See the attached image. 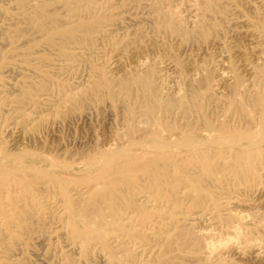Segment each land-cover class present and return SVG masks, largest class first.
<instances>
[{"label":"bare ground","instance_id":"obj_1","mask_svg":"<svg viewBox=\"0 0 264 264\" xmlns=\"http://www.w3.org/2000/svg\"><path fill=\"white\" fill-rule=\"evenodd\" d=\"M166 1H169V0H166ZM201 3L203 6L202 7L203 12L201 13L199 8L195 9L196 20H194V23H193V26H191L192 27L191 29L186 28L183 25V22L180 20V18H178L171 11L163 10L161 6L157 3L152 4V7H153L152 22L154 23V25L159 30L167 31V33H170L172 36L175 34L178 36L181 35L182 39L187 43H192V45L193 43L194 44L196 43L197 47H199L198 51L199 52L200 50L202 51V55L198 51H197L198 53L196 52L193 53V54L196 53L195 55L198 57L199 55L203 57L210 56L209 53L212 52L210 51L212 50V48L218 49L221 47L223 48L227 45V43L225 41H222L221 37L219 36V33L221 31L218 28V26L220 25L219 23H217L218 20L212 18L211 17L212 15L210 16L209 14V13H213L215 15H218V19H220L219 14L225 12L226 6L224 7L223 5L215 3L212 0H202ZM245 5L246 4H244V8H245ZM248 5H249V8L251 9L256 8L252 4H248ZM110 7H112L110 4L106 2L100 3L99 0H22L21 3H19V8L21 9L20 12L18 13V15L16 12L17 16H13V17L17 20L18 23H24L25 27L22 28V33L24 35L28 33L39 34L40 37H42V39L36 40V39H30L29 37L24 36V38L20 40L19 35H14V34L4 35V33H3L4 37L0 38V48H5L6 46L11 47L7 52H4L2 51V49H0V79L6 74H14L18 72H19L18 74H20L21 76L22 74L24 75L27 74V75L34 76L36 78L34 80L31 79L32 81L22 83L23 85L19 89V92H17L18 94L16 95V97H15V94L13 93L15 97V99L13 100L14 101L13 103H15L14 105L15 108L13 109L18 111V114H20L19 116H20V119L22 120V123L27 124L28 122H31V121L36 122L41 117V115L47 111L49 112L57 111V113H60V112L64 113L65 111L62 112L63 111L62 109L65 106H67L68 103L69 104L72 103L74 105L72 106L74 107V109L81 110L85 107L86 104H88L86 102L89 98L100 100L101 98L105 96L109 97L112 100L119 101L120 99L125 104L129 105L131 108V111L129 112L128 117L130 119L136 115L137 110H135V108H137L138 106L140 110V114L145 116L146 119L152 120L153 125L150 126V128L148 129H140L136 125L130 124L127 127V133H125L127 134L126 138L123 137L124 138L123 142H125L124 146L122 147L119 146L121 144L120 143L118 147L115 149H113L111 145H109L107 149L105 148V151L109 150V153L107 154L109 155V158H111L110 152L113 154L116 153L117 155L119 154L118 152H120L122 149L129 148L127 146H130V148L131 146L134 147L136 151H138V149L139 150L147 149L148 151L147 150L146 151L149 152V154H151V159L148 161L145 167V176L142 177L141 181L143 182V184L146 185V188L149 190L150 193L137 197V193H135V190H132L133 189L132 185L134 184V181H132V179H130L128 175H125V174L120 175L118 172L112 171V173L109 172L110 174L107 176H104V175L93 176L96 178H93L92 181L97 182V183L89 184V186L86 187L87 188L86 190L81 189L76 199L72 200L70 204L67 205L68 212L65 211L68 213L67 220H69V222L65 221L66 226L63 225V227L68 228V231L71 234L69 238L71 243H73L74 245H77L78 248L81 249L86 255H89L91 250L94 247L96 248L95 246L96 243L106 242V245L111 250L109 252L113 253V255L111 256L110 264H123V263L129 264V262H137L140 259H142V256H144V254L146 253L151 254L153 251H155L154 248H160L161 251L159 252V255L161 257L167 258L170 261H173L175 264H184L185 257L182 256L181 254L182 252H187V251L191 252L192 258L198 264H211V261L223 249L230 246V247H234L233 250L235 251V249H240L241 244L251 247L252 251L251 252L249 251L250 252L249 255L257 256L258 253H257L256 248L261 247L262 240L261 239L258 240V238L255 239L252 236V231L246 230V226L250 224H254L250 219L252 218L254 219L255 215L253 214V216H250L249 218V214L245 213L246 211H249L248 209L252 211L253 210L251 209L252 207L251 208L249 207L247 210L245 209L246 211L244 210V212L240 211L241 209L238 211L237 208L233 210L232 207H230L228 209L230 210L229 215L227 217L220 216L219 221L217 222L214 221L215 217L210 218L211 214L209 215V218H207V216H205V211L203 209L202 211H198V212L194 211L193 214H196L195 219H198L201 222L203 221L205 222V224L208 223V225H210L208 227H211L212 225L220 224L221 226H224L227 229H229L228 232L230 235L236 237V240L235 238L233 240L232 236L227 235L231 237V238L228 237L229 240L228 238L225 237V239L228 241L225 240L226 242H222V241L219 242L218 240L221 239L220 238L221 236L219 237L217 233V237H218L217 241L219 243L216 240L215 242H213L216 236L217 229L216 231H214L215 229L205 230L206 227L203 225L204 230L200 229L198 231V230H194L193 228L181 225L180 223H177V222L167 223L163 219H158L154 217L159 216V213H157V211L168 210L167 208L170 207L169 205L170 201L174 204V206L178 207L182 203H184L186 198H189L190 200H192L193 206L206 207L205 201L209 199L208 197L209 192L207 191V189H205L203 180H205L208 176L210 179L209 181H211L212 183L218 182L220 178L219 174L227 173V171L232 172L235 179H237L238 183L245 184L250 190L258 192L257 195L259 194L258 197L260 199L258 204H259V207L263 209V212H261V215H264V188L258 187L259 184L261 183L260 179L263 176V174L260 172V169H261V166L264 165V46L261 49L258 48L259 45H262L264 43V18H260L259 22H257V26L260 29L257 32L256 30H254V24L251 22V20H246L245 22L240 21L243 24L242 26L245 27V29L242 30V32L238 31L240 34L237 33V35H240L241 38H244V39L246 38L245 42H247L248 40L249 43L248 45L244 43H240L238 46L232 45L233 46L232 48H234L233 50H235V55L238 57V60L242 62L241 66L243 67L244 73H246L247 78H245L243 72L239 70L241 66L240 68H237L238 67L237 65L235 69H232V71H230L232 73L230 75L229 74L227 75L226 73H228L227 71L229 69L225 73L224 70H222L223 67L221 68L219 65L218 66L220 68H217L214 64L213 65L210 64L211 66L209 65V67H207L206 66L207 62L205 61L207 58L206 59L204 58V61L206 62L205 66H202L201 61H200L199 65L202 66V68L200 67L201 69L196 68V66L199 67V65H196L194 68H192L189 66L190 64L189 63L187 65L190 68L186 69L187 73L186 72L184 73V69L182 70V68L179 66V63L177 62V61L180 62V60L177 59L176 61V58L180 57V56L177 57L178 54L180 55L179 53L180 50L178 51V49L176 48L177 49V50L175 49L176 51H171L170 49L172 48L169 47V49H165L166 51H164V53L167 52L166 54L167 56L165 55L166 58L163 57L165 59L163 60L165 64L164 66L166 67L172 66L175 69H178V73H181L182 75L187 74V87L185 89H186V92H188V94L184 96L183 95L178 96V97L173 95L174 93L164 94L163 86L159 82V79L163 78L162 72L165 68L161 65V63L163 62H160L159 64L157 60L151 59L150 57L153 54H151L150 57L147 56L148 51L150 50V47H145V46L138 47L140 46V41H139V44L137 45V47H131L130 43L131 44L133 43L127 42L125 44L123 43L124 45L119 46L115 49L116 54H115L114 60L112 59L113 60L112 68L116 72L113 74H109L110 72L108 70L102 69L101 66H100L101 68L97 67L95 68V70L93 71L91 70L92 73L90 75L88 74L89 75L88 81L86 80L88 82L87 85L82 86L81 84L78 87H76V90L70 89L69 88L70 86L67 88V85L63 83L56 82V80L54 79L55 77L58 78L60 76L67 75L71 70H73L75 66H77V64H79L84 59H86V57H89L90 59L91 57H96L97 55H100V48H101L100 43L115 44L117 42V40L115 39V35H114L115 30L112 26H116L118 23L116 22V20H114L113 14L107 11V9H109ZM256 13L258 14V11ZM255 16L257 15L255 14ZM2 17L4 18V16ZM191 22H190V25L192 24ZM188 23H189V20H188ZM3 31H5V29ZM234 36L236 35L234 34ZM236 38L237 40H242V39H238L240 37H236ZM135 39H138V38H135ZM155 40L156 39H154V41ZM160 42L161 40L159 41V43ZM233 42L235 43V41ZM155 43L153 44V46L156 49ZM237 43H239V41ZM163 44L166 45L164 42ZM163 44L161 43L162 47H164ZM142 45H143V42H142ZM189 46H191V44H189ZM186 47L188 46H186V43H185V48ZM19 50H21V52H19ZM215 50L214 52H217V51L220 52V50H217V51ZM184 51H183V54L185 53ZM188 52L191 54V51L188 50ZM155 53H156V50H155ZM102 54H103V51H102ZM211 54L213 55V53ZM248 54L253 59L251 63H249L247 60L248 58H246ZM20 55L25 56V57L19 58ZM215 55H217V53ZM191 58L192 57L189 56L187 59L186 58L185 59L191 60ZM219 58H221V55ZM224 58H226L227 60V57H224ZM229 58L230 57H228V63H229V60L231 59ZM126 59L127 60L130 59L131 61H133L134 65L131 70L128 71V69H126L128 72H125L124 74L120 75L119 73L121 71L123 72L125 71L124 69L126 67L125 65ZM209 59L210 58H208V60ZM211 59H214V57H212ZM226 60L224 61L226 62ZM131 61H130V64H131ZM202 61H203V58H202ZM197 62L198 61L194 63H197ZM90 63H93V62L91 61ZM233 65L231 67H233ZM168 69L166 68V70ZM224 69H226V67ZM173 70H172V74L174 73ZM180 86L178 88V92L181 91L182 86L181 87ZM168 88L170 87H167V89ZM183 90H184V85H183ZM3 92L5 91L3 90ZM6 93L11 94L8 92ZM224 95L231 96L230 97L231 108L225 111H222V110L219 111L218 109H212L209 103L204 102L205 100L212 102L213 99L218 98L219 96H224ZM2 99L4 98H1V100ZM7 101H10V100H7ZM5 105H7V103ZM88 105H86V107ZM28 109H32V111L30 112L29 110L28 112ZM67 111L69 110L67 109ZM44 114H47V113H44ZM52 116L53 115H51V117ZM12 120H14V118ZM10 122H11V119H10ZM45 122L46 121H44V123ZM7 124H10L9 120ZM52 124H49V125L47 124L46 130L48 132L52 130V126H51ZM18 125H20V123H18ZM15 129H17V127ZM8 130L1 129L0 127V222L6 224L8 229L11 231L12 227L16 223L15 221L16 218H19V219L24 218L27 220V218L34 215L35 210H30L31 208L28 209L27 205H35L39 203L38 201L40 198L39 197L40 193L46 192L50 189L52 183L54 182V178L52 177L53 176L52 172H50L54 164L52 163L53 159L51 163L49 164L50 160H48L46 156L42 155L40 151H39L40 153L36 150L34 151L32 147H31L32 149L31 151L29 149L27 150L26 144L24 145V141L21 140L20 138L19 139H12V138L9 139V136L12 134L7 135V133H9ZM121 137H122V134H121ZM28 138L29 136L26 139ZM34 138H35L36 144L37 143L40 144L41 138L38 135L35 136ZM34 138H32V140ZM48 139H50V136ZM64 140H63V144H64ZM108 140H105L107 145L109 144ZM55 141L57 142V139ZM9 142H10V145H8ZM49 142L50 141L48 140V144ZM66 144L67 143H65L62 146H65ZM31 145H33V142ZM44 145L47 147V142ZM44 145L43 146L41 145L42 148L44 147ZM115 145L114 147L117 146ZM37 149H38V146H37ZM64 149L63 151H65ZM74 151L75 150L71 152H74ZM75 152L77 153V150ZM79 152H82V151L80 150ZM64 153H66V151ZM127 153L124 152V154H127ZM46 154H49V153H46ZM68 155L69 154H67V156ZM128 155H130V153ZM102 157L100 156V158L104 159V156ZM101 161L104 162L103 160ZM101 161L97 163L100 166L102 163ZM47 162L50 167L45 166ZM56 164L58 167V165H60L61 163L58 164L56 162ZM70 165L73 166L74 164H70ZM72 166H70V168ZM57 167L55 166L53 168H57ZM60 167L64 168V165L63 166L60 165ZM91 167H93V165H91ZM95 167L97 168V165ZM65 168L67 167L65 166ZM76 168H78L77 170H80L79 166ZM86 169L87 168L85 167V170L84 168L81 170L86 171ZM53 171H55V169H53ZM68 171L69 170H67V174H68ZM76 173L74 172V174ZM46 177L47 179H45ZM101 181H105L106 183V188L102 190L98 189V186L101 183ZM190 185H193V186L195 185V187H197L198 189V190L196 189L197 192L188 193L184 195L185 189L188 188V186ZM64 189L67 190L68 188L66 187ZM62 190L63 188L61 189V191ZM74 190H77V188ZM67 195L69 196V194ZM57 199H58V196H57ZM233 204H236V203L234 202ZM230 206H231V202H230ZM244 206H240L239 208L241 207L245 208L246 206L245 207ZM153 209H157V210L154 211ZM14 211L19 212L18 214L19 217L14 216L13 214ZM133 213L139 214L138 220L140 221V223H142L140 224V227H139V224L137 225L136 222L134 223L135 219L133 220V217H134ZM257 214L258 212L256 213V215ZM163 217H165V215H163ZM38 218H41V217H38ZM257 218H259V221H260V215H258ZM236 220H237V224H235ZM147 222H148V225H146ZM30 226L28 227L25 226V227L26 229H28ZM32 228L34 227L32 226ZM29 229H31V227ZM223 230L225 231V229ZM263 230L261 229V231ZM49 231L51 230L49 229ZM34 237H35V234H34ZM209 238H213L212 239L213 241L211 239H210L211 241H207V239L209 240ZM237 240L240 242H238ZM111 242H115L117 244L114 245ZM237 243L240 245L236 246ZM137 245L139 246L140 250L139 249L137 250L138 248L136 247ZM116 247H119L120 250L116 251L115 249ZM1 248L3 250L0 251V264H22L17 257L19 254H23V250L20 248L17 249L16 247H15L16 249H14V244H12L9 241H6L5 237H3L0 233V249ZM59 250H61V248ZM175 250L178 251L179 253L170 254L171 252ZM225 252L226 250L224 251V253ZM114 254L121 255V258L116 257V255ZM239 254L243 256L242 258H244V255L247 256V254L243 253V251L240 252ZM259 254H261V252ZM64 258H65V264H76L75 260L71 256L65 255ZM262 262L263 261H261V264ZM80 263H82L81 259H80ZM32 264H43V263L37 260ZM151 264H154V263H151Z\"/></svg>","mask_w":264,"mask_h":264},{"label":"rangeland","instance_id":"obj_2","mask_svg":"<svg viewBox=\"0 0 264 264\" xmlns=\"http://www.w3.org/2000/svg\"><path fill=\"white\" fill-rule=\"evenodd\" d=\"M19 1V2H18ZM22 0H0V38L4 37V35L7 34H14V35H19L20 36V40H22L25 37H29L30 39H36V40H41L42 37H40L39 34H23L22 33V28L25 27L24 23H18L17 20L13 17V16H17L18 13L20 12V8H19V3H21ZM139 1V2H137ZM198 1V2H197ZM215 3L221 4L225 7V12L219 14L220 19H218V15H215L213 13H209L210 16L216 20H218L217 23H219L220 25L218 26V28L220 29V33L219 36L221 37L222 41H225L227 43V45L225 47H221V48H212L211 53H213V55L211 53H209L210 56H201L202 55V51L200 50V52L198 51L199 47H197V44L193 43H187L182 39L181 35H171L170 33H167V31H163V30H159L154 23L152 22V18H153V7L152 4H159L161 6V8L163 10L166 11H171L172 13H174L178 18H180V20L183 22V25L186 28L191 29L194 23V20H196L195 17V9L199 8V10L201 11V13L203 12L202 9V0H99L100 3H108L110 4L112 7H110L109 9H107V11L111 14H113V18L114 20H116V22L118 23L116 26H112L114 28V35H115V39L117 40V42L115 44H111V43H100V55H97L96 57H91L89 59V57H86V59H84L82 62H80L79 64H77V66H75L73 68V70H71L67 75H63L60 77H55L54 79L56 80V82H60L63 83L65 85H67V88L69 87L72 90H76V87H78L79 85L82 84V86L87 85V81L89 78V75L92 73L93 70H95V68L97 67H102V69L104 70H108L110 73L109 74H113L116 71L113 70L112 66H113V60L115 58V54H116V48L119 46L124 45L127 42H132L133 44L130 43L131 47H137V45L139 44L140 41V46H145V47H150V50L148 51L147 56L150 57L151 54H153V58L152 56L150 57L153 60H157V62H163V60H165L164 58H166V54L167 52L164 53V51H166L165 49H169L170 48H174L173 50L170 49L171 51H176L178 49L180 55L178 54V56H180L179 58H176L180 60L177 61L179 63V66L182 68V70L184 69V73L187 71L186 69H189L190 67L194 68L196 65L200 64L201 61V65L205 66L206 62V66L209 67V65H215L217 68H222V70H224V72L226 73V71L228 73H226L227 75L231 74L232 69H235V67L240 68V66L242 65V62H240L238 60V57L235 55V50H233L234 48H232L234 46H238L240 43H244L248 45V40L246 41V38H241L239 32H242V30L245 29V27H243L241 22H245L246 20H251V22L254 24V30L259 31L260 29L257 26V22H259L260 18H264V0H212ZM226 1V2H224ZM241 1V2H239ZM249 1V2H248ZM259 1V2H257ZM3 2V3H2ZM8 2V3H7ZM5 3V4H4ZM259 3V4H258ZM148 4V5H147ZM244 4H246L249 8L248 4H252L253 6H255V9H251V8H247V6L245 5L244 8ZM136 5V6H135ZM145 5V6H144ZM199 5V6H198ZM258 5V7H257ZM263 7H262V6ZM7 6V7H5ZM16 6V7H14ZM147 6V7H146ZM3 7V8H2ZM7 8V9H6ZM16 8V9H15ZM137 8V9H136ZM247 8V9H246ZM142 9V10H141ZM144 9V10H143ZM231 9V10H230ZM3 10V12H2ZM6 10V11H5ZM123 10V11H122ZM136 10V11H135ZM146 10V11H145ZM148 10V11H147ZM152 10V11H150ZM252 10V11H251ZM135 11V12H134ZM239 11V12H238ZM254 11V13H253ZM258 11V14L256 13ZM2 12V13H1ZM5 12V13H4ZM13 12V13H12ZM17 12V15H16ZM140 12V13H139ZM145 12V13H144ZM234 13V14H233ZM237 13V14H235ZM263 13V14H261ZM3 14V15H2ZM249 14V15H248ZM255 14L257 16H255ZM192 15V16H191ZM214 15V16H213ZM254 15V16H253ZM4 16V18L2 17ZM194 16V17H193ZM189 17V18H188ZM225 17V18H223ZM247 17V18H246ZM133 18V19H132ZM151 18V19H150ZM236 18V19H235ZM254 18V19H253ZM2 19V20H1ZM9 19V20H7ZM256 19V20H255ZM15 20V21H14ZM125 20V21H124ZM150 20V21H148ZM189 20V23H188ZM6 21V22H5ZM192 21V22H191ZM241 21V22H240ZM15 22V24H14ZM129 22V23H128ZM190 22L192 23L190 25ZM133 23V24H132ZM233 25H232V24ZM237 23V24H236ZM125 24V25H124ZM135 24V25H134ZM188 24V25H187ZM241 24V25H239ZM256 24V26H255ZM19 26V27H18ZM122 26V27H121ZM190 26V27H189ZM231 26V27H230ZM240 26V27H239ZM110 27V26H108ZM243 27V28H242ZM2 28V29H1ZM116 28V29H115ZM131 28V29H130ZM240 28V29H239ZM5 29V31H3ZM12 29V30H11ZM233 29V30H232ZM9 30V31H8ZM15 30V31H14ZM117 30V31H116ZM139 30V32H138ZM230 30V31H229ZM232 30V31H231ZM237 32H236V31ZM2 31V32H1ZM18 31V33H17ZM145 31V32H144ZM239 31V32H238ZM8 32V33H7ZM125 32V33H124ZM142 32V33H140ZM144 32V34H143ZM234 32V33H233ZM4 33V35H3ZM22 33V34H21ZM132 33V34H131ZM146 33V34H145ZM223 33V34H222ZM232 33V34H231ZM222 34V35H221ZM234 34L236 36H234ZM142 35V36H141ZM225 35V36H224ZM23 36V37H22ZM141 36V37H140ZM234 36V38H233ZM230 37V38H229ZM236 37H240L238 39H242V40H237ZM134 38V39H133ZM138 38V39H135ZM151 40H150V39ZM156 39L154 41V39ZM149 39V40H148ZM236 39V40H235ZM135 42H133V41ZM144 40V41H143ZM147 42H146V41ZM161 40V42L159 43V41ZM166 42H165V41ZM228 40V41H227ZM184 41V42H183ZM235 41V43L233 42ZM239 41V43H237ZM242 41V42H241ZM143 42V45H142ZM149 42V43H148ZM156 42V43H155ZM163 42L166 44L164 45ZM233 44H231V43ZM124 43V44H123ZM146 43V44H145ZM155 43L156 49L154 48L153 44ZM159 43V44H157ZM161 43L163 44L164 47H162ZM169 43V44H168ZM185 43H186V47L185 48ZM104 44V45H103ZM136 44V45H135ZM173 44V45H171ZM189 44H191V46H189ZM230 46H229V45ZM237 44V45H235ZM133 45V46H132ZM149 45V46H148ZM151 45V46H150ZM195 45V46H194ZM105 46V47H104ZM174 46V47H173ZM262 46V47H261ZM264 43L262 45H259V49L263 48ZM111 47V48H110ZM113 47V48H112ZM154 49H153V48ZM159 47V49H158ZM162 47V48H161ZM167 47V48H165ZM191 47V48H190ZM195 47V48H194ZM11 47L6 46L5 48H0L2 49V51L7 52ZM164 48V49H163ZM177 48V49H176ZM180 48V49H179ZM189 48V49H187ZM227 48V50H226ZM105 49V50H104ZM176 49V50H175ZM187 51H186V50ZM197 49V50H195ZM216 49V50H215ZM103 54H102V51ZM113 50V51H112ZM153 50V51H152ZM156 50V53H155ZM158 50V51H157ZM182 50V51H181ZM185 50V51H184ZM191 51V54L188 52ZM217 50V52H214ZM224 50V51H223ZM163 51V52H162ZM183 51L186 53L183 54ZM201 53V55L196 56V53ZM226 51V52H225ZM228 51V53H227ZM19 52H21V50H19ZM152 52V53H151ZM194 52H196L195 54H193ZM219 52V53H218ZM225 52V53H222ZM234 54H233V53ZM163 53V54H162ZM217 53V55H215ZM102 54V55H101ZM107 54V55H106ZM155 54V55H154ZM183 54V55H182ZM225 54V56H224ZM231 54V55H230ZM233 54V55H232ZM166 55V56H165ZM188 55V56H187ZM212 55V56H211ZM221 55V58H219ZM223 55V56H222ZM229 55V56H228ZM235 55V56H234ZM105 56V57H104ZM187 59L189 56H191L193 58H191V60H186L184 57ZM25 56L20 55L19 58H23ZM101 59H99V58ZM104 57V59H103ZM164 57V58H163ZM212 57H214V59L218 62H216L214 59H211ZM227 57V60L226 58ZM228 57H230L229 59V63H228ZM94 58V59H92ZM155 58V59H154ZM184 58V59H183ZM203 58V61H202ZM204 58L206 59L204 61ZM208 58H210L208 60ZM233 58V59H232ZM248 58V62L251 63L252 62V58L251 56L248 54L247 57ZM88 59V60H87ZM113 59V60H112ZM160 59V60H158ZM201 59V60H199ZM102 60V61H101ZM108 60V62H107ZM112 60V61H111ZM183 60V61H182ZM214 60V61H213ZM221 60V61H220ZM226 60V62L224 61ZM232 60V61H231ZM238 60V62H237ZM93 63H90V62ZM130 59H126V67H125V71H121L119 74H124L125 72H128L129 70L132 69L134 63L133 61H131L130 64ZM188 61V62H186ZM198 61L197 63H194ZM211 61V62H210ZM225 63H224V62ZM89 62V64H88ZM99 62V64H98ZM193 62V64H192ZM220 62V63H219ZM223 62V63H222ZM236 62V64H235ZM255 62V61H254ZM86 65H84V64ZM128 63V64H127ZM190 63V64H189ZM209 63V64H208ZM235 65H233V64ZM96 64V65H95ZM111 64V65H110ZM189 64V66L187 65ZM80 65V66H79ZM161 65L164 68L162 75L163 78L159 79V82L162 84L163 86V91L164 94H173L175 96H184L187 95L188 92H186V87H187V74L186 75H182L181 73H178V69H175L174 67H166L164 66V62L161 63ZM193 65V66H192ZM199 65L196 66V68L201 69L202 66ZM210 65V66H211ZM220 67H219V66ZM222 65V66H221ZM225 65V66H223ZM230 67H229V66ZM233 65V67H231ZM186 66V67H185ZM228 66V67H227ZM251 66V65H250ZM86 67V68H85ZM94 67V68H93ZM100 67V68H101ZM104 67V68H103ZM201 67V68H200ZM226 67V69H224ZM91 68V69H90ZM166 68H170V69H174V73L172 74V70L168 69L166 70ZM231 68V69H230ZM89 71H88V70ZM128 69V71L126 70ZM92 70V71H91ZM241 72H243L244 77L247 78L246 73H244V69L241 66V68L239 69ZM83 71V72H82ZM168 73H166V72ZM177 71V72H176ZM82 72V73H81ZM112 72V73H111ZM19 73V72H18ZM18 73H14V74H6L5 76H3L0 79V124H1V129H9L10 127V131L8 130L9 133H7V135L9 136V139H21L24 141V145L26 144V148L27 150L29 149L30 151L33 149L34 151H40L42 155L46 156L48 158L49 164L51 163L52 159V163L54 164L53 167H57V164H60L61 166L64 165L67 168H63L60 167V165H58L57 168H53L50 172H52V177L54 178V182L52 183L50 189L46 192H42L40 193V198H39V203L35 204V205H27V208L30 210H35V213L33 216L24 219V218H16V223L15 225L12 227V230L10 231L7 227L6 224L0 222V233L3 237H5L6 241L11 242L12 244H14V249H22L23 250V254H19L18 255V259L22 264H32L35 261L39 260V262H42L43 264H65V255H69L71 256L76 264L78 262V264H83L84 262L86 264H110V260H111V256L113 255V253L109 252L111 251L110 248L106 245V242H98L95 244L96 248L94 247L89 255H86L81 249L78 248L77 245H74L73 243H71L70 241V233L68 231V228L63 227L66 226V222L67 217H68V207L67 205L70 204V202L74 199H76L77 195L79 194V191L81 189L86 190L89 186V184L92 183H97L92 181L93 176L96 175H104L107 176L110 173L113 172H118L120 175L121 174H125L128 175V177L130 179H132V181H134L133 189L135 190V193H137V197L142 196L144 194H149V190L146 188V185L143 184V182L141 181L142 177L145 176V167L148 163V161L151 159V154H149V152H147V149H138V151H136V149L134 147L131 146H127L130 148H124L122 149L120 152H118L119 154L116 155V153H111L110 152V157L109 155H107L109 153L108 151H105V148L107 149L109 147V145H111V147L113 149L117 148L118 145L119 146H124L125 142L124 138H126L127 134V127L131 124V125H136L138 128L140 129H148L150 128V126H152V120L146 119L145 116L140 114V110L139 107L137 106V108H135V110H137L136 115L133 118H129L128 114L131 111V108L129 105L125 104L122 100L119 99L118 100H112L109 97L105 96L103 98H101L100 100H95V99H91L89 98L87 100L86 105H88L86 107L78 110V109H74V106L72 103H68L67 106H65L62 110V112L64 113H57V111L54 112H44L47 114H42L41 117L36 121H31L28 122L27 124L22 123V120L20 119V114H18V111L14 110L13 108L15 103H13L16 95L18 94L17 92H19V89L21 88V86L23 85L22 83L25 82H29L32 81L34 79H36L34 76L31 75H27V74H22V76ZM80 73V74H79ZM187 73V72H186ZM75 74V75H74ZM89 74V75H88ZM167 74V75H165ZM177 74V75H176ZM8 75V76H7ZM12 75V76H11ZM165 75V76H164ZM171 75V76H170ZM11 76V78H10ZM19 76V77H18ZM173 76V77H172ZM180 76V77H179ZM16 77V78H14ZM72 77V78H71ZM167 77V78H166ZM177 77V78H175ZM185 77V79H184ZM18 78V79H17ZM169 78V80H168ZM172 80H171V79ZM180 78V79H179ZM27 79V80H25ZM32 79V80H31ZM38 79V78H37ZM59 79V80H58ZM82 79V80H81ZM175 79V81H174ZM183 79V80H182ZM8 80V81H7ZM17 80V81H16ZM24 80V81H23ZM58 80V81H57ZM87 80V81H86ZM167 80V81H166ZM181 80V81H179ZM19 81V82H18ZM22 81V82H21ZM171 81V83H170ZM175 82V83H174ZM184 82V83H183ZM84 83V84H83ZM169 84V85H168ZM3 85V86H2ZM14 85V86H13ZM181 87V91L178 92V88L179 86ZM183 85H184V90H183ZM16 86V87H15ZM178 86V87H177ZM4 87V88H3ZM74 87V88H73ZM167 87H170L167 89ZM2 89V90H1ZM6 89V90H5ZM166 89V90H165ZM177 89V90H176ZM3 90L5 92H3ZM10 90V91H9ZM13 90V91H12ZM18 90V91H17ZM183 90V91H182ZM169 91V93H168ZM177 91V92H176ZM2 92V94H1ZM11 93V94H7ZM171 92V93H170ZM185 92V93H184ZM6 95H5V94ZM13 93L15 94V97L13 95ZM5 95V96H4ZM8 95V96H7ZM13 95V96H12ZM3 96V97H2ZM222 97V98H221ZM230 97L229 95H224V96H219L218 98H215L211 101H204L206 103H209L212 109H218L219 111H225L229 108H231V101H230ZM1 98H4L1 100ZM8 98V99H6ZM6 99V100H5ZM10 100V101H7ZM93 100V101H92ZM5 101V103H4ZM114 103H113V102ZM10 102V103H9ZM12 102V103H11ZM90 102V103H89ZM2 103V104H1ZM4 105L7 103V105ZM223 103V104H222ZM10 104V105H9ZM3 105V106H2ZM92 107H91V106ZM112 105V106H111ZM7 106V107H6ZM223 106V107H222ZM225 106V107H224ZM228 106V107H227ZM6 107V108H5ZM9 107V108H8ZM69 107V108H68ZM102 107V108H101ZM219 107V108H218ZM12 108V109H11ZM28 108V107H26ZM101 108V109H100ZM7 109V110H6ZM67 109L69 111H67ZM89 109V110H88ZM92 109V110H91ZM122 109V110H121ZM124 109V110H123ZM32 111V109H28V112ZM71 110V111H70ZM88 110V112H87ZM6 111V112H5ZM112 111V112H111ZM114 111V112H113ZM125 111V112H124ZM9 112V113H8ZM14 112V113H13ZM17 112V113H16ZM70 112V114H69ZM75 112V113H74ZM78 112V113H77ZM117 112V113H116ZM6 113V114H5ZM56 115H55V114ZM84 113V114H83ZM115 113V114H114ZM11 114V115H10ZM61 114V115H60ZM65 114V115H64ZM90 114V115H89ZM3 115V116H2ZM14 115V116H13ZM45 117H44V116ZM48 115V116H47ZM51 115H53L51 117ZM72 115V117H71ZM6 116V117H5ZM11 116V118H10ZM19 116V117H18ZM81 116V117H80ZM139 116V117H138ZM4 117V118H3ZM17 117V118H15ZM60 117V119H59ZM65 117V119H64ZM14 118V120H12ZM50 118V119H49ZM52 118V119H51ZM67 118V119H66ZM84 118V119H83ZM88 118V119H87ZM3 119V120H2ZM6 119V120H5ZM11 119V122H10ZM16 119V120H15ZM54 119V120H53ZM72 119V120H71ZM76 119V120H75ZM83 119V120H82ZM133 119V120H132ZM135 119V120H134ZM9 120V123L11 124H7ZM20 120V121H19ZM51 120V121H50ZM53 120V121H52ZM65 120V121H64ZM76 122H75V121ZM16 121V122H15ZM18 121V122H17ZM44 121H46L44 123ZM67 121V122H66ZM134 121V122H133ZM144 121V122H143ZM54 122V123H53ZM71 122V123H70ZM78 122V123H77ZM17 123V124H16ZM18 123H20V125H18ZM32 123V124H31ZM35 123V124H34ZM52 124V132H48L46 130V126L47 124ZM60 123V124H59ZM70 123V124H69ZM77 123V124H76ZM120 123V124H119ZM141 123V124H140ZM8 127H7V125ZM34 124V125H33ZM42 124V125H41ZM68 124V125H66ZM126 124V126H125ZM41 125V126H40ZM65 125V126H64ZM70 125V126H69ZM73 125V126H72ZM20 126V127H19ZM30 126V128H29ZM40 126V127H39ZM61 126V127H60ZM67 126V127H66ZM7 127V128H6ZM13 127V128H12ZM17 127V129H15ZM28 127V128H27ZM45 127V128H44ZM71 127V128H70ZM143 127V128H142ZM41 128V129H40ZM54 128V129H53ZM15 129V130H14ZM25 129V130H24ZM31 129V130H30ZM33 129V130H32ZM43 129V130H42ZM57 129V130H56ZM63 129V130H62ZM68 129V130H67ZM121 129V130H120ZM39 132H38V131ZM46 130V131H45ZM61 130V131H60ZM114 130V132H113ZM24 131V132H23ZM34 131V132H33ZM37 131V132H36ZM59 131V132H58ZM12 132V133H10ZM15 132V134H14ZM22 132V133H21ZM36 132V133H35ZM41 132V133H40ZM57 132V133H56ZM24 133V135H23ZM43 133V135H42ZM52 133V134H51ZM56 135H55V134ZM60 133V134H59ZM118 133V134H117ZM21 134V135H20ZM29 134V135H28ZM32 134V135H30ZM36 134V135H35ZM40 134V135H39ZM112 134V135H111ZM122 134V137H121ZM125 134V135H124ZM34 135V136H33ZM39 136L41 139L40 144L35 142V136ZM50 136V139L49 136ZM53 135V136H52ZM55 135V136H54ZM60 135V136H59ZM29 136L28 139H26ZM34 138L32 140V138ZM63 138H62V137ZM112 136V137H110ZM115 136V137H114ZM23 139H22V138ZM48 137V138H47ZM52 137V138H51ZM55 137V138H53ZM118 137V138H117ZM124 137V138H123ZM31 138V140H30ZM65 138V140H64ZM57 139V142L55 141ZM62 139V140H61ZM109 139V140H108ZM113 139V140H112ZM118 139V140H117ZM44 140V141H43ZM48 140L50 141L48 144ZM59 140V141H58ZM63 140H64V144L67 143L65 146L63 144ZM109 143L108 145L106 144V141ZM30 144H29V142ZM52 141V143H51ZM104 141V142H103ZM33 142V145H31ZM35 142V143H34ZM47 142V147L44 145ZM96 142V143H95ZM100 142V144H99ZM28 143V144H27ZM44 143V144H43ZM55 143V144H54ZM59 143V144H58ZM61 143V144H60ZM123 143V144H122ZM36 144V145H35ZM53 144V146H52ZM102 144V145H101ZM113 144V145H112ZM117 146H116V145ZM8 145H10V142L8 143ZM28 145V146H27ZM44 145V147L42 148V146ZM55 145V146H54ZM61 145V146H60ZM114 145L116 147H114ZM30 146V148H29ZM38 146V149H37ZM49 146V147H48ZM52 146V147H51ZM103 146V147H102ZM32 147V149H31ZM36 147V148H35ZM46 147V149H45ZM58 147V149H57ZM63 147V148H62ZM25 148V149H26ZM42 148V149H41ZM48 148V150H47ZM56 148V149H55ZM65 148V149H64ZM95 148V149H94ZM104 148V149H103ZM111 148V149H112ZM55 149V150H54ZM62 149V150H61ZM63 149L66 151V153H64L65 151H63ZM128 149V150H127ZM135 149V150H134ZM73 150H77V153L71 152ZM82 152H79V151ZM85 150V151H84ZM88 150V151H87ZM142 150V151H141ZM147 150V151H146ZM68 151V152H67ZM93 151V152H92ZM99 151V152H98ZM146 151V152H145ZM39 152V153H40ZM86 154H85V153ZM89 152V153H88ZM122 152V153H121ZM129 152L130 155L124 154ZM45 153V154H44ZM49 153V154H46ZM71 153V154H70ZM79 153V154H78ZM138 153V154H137ZM66 154V155H65ZM67 154H69L67 156ZM74 154V155H73ZM77 154V155H76ZM84 154V156H83ZM113 154V155H112ZM48 155V156H47ZM62 155V156H61ZM112 155V156H111ZM73 156V158H72ZM81 156V157H80ZM100 156H104V159L100 158ZM126 156V157H125ZM50 157V159H49ZM69 157V158H68ZM103 160L104 162L101 163V166L97 163H99V161L96 160ZM133 158V159H132ZM64 159V160H63ZM110 159V160H109ZM91 160V161H90ZM108 160V161H107ZM55 161V163H54ZM96 161V162H95ZM87 162V163H86ZM94 162V163H93ZM63 163V164H62ZM66 165H65V164ZM84 165H82V164ZM48 162L45 164V166H49ZM56 164V165H55ZM70 164H74L73 166ZM88 164V165H87ZM93 165V167H91V165ZM72 166L70 168V166ZM78 165L81 169L85 167L87 168L86 171L84 170H77ZM97 165V168L95 167ZM104 165V166H103ZM129 165V166H128ZM12 166V164H11ZM83 166V167H82ZM100 166V167H98ZM50 167V166H49ZM75 167V168H74ZM90 167V168H89ZM63 168V169H62ZM70 168V169H68ZM93 168V169H92ZM121 168V169H120ZM53 169H55V171H53ZM60 169V171H59ZM73 169V170H72ZM90 169V170H89ZM63 170V171H62ZM67 170L68 174H67ZM74 171L76 174H74ZM90 171V172H89ZM120 171V172H119ZM58 172V173H57ZM72 172V174H71ZM84 172V173H83ZM110 172V173H109ZM260 172L263 174V176L260 179V184L258 187L260 188H264V165L261 166ZM82 173V174H81ZM57 175V176H56ZM82 175V176H81ZM60 176V177H59ZM220 178L218 180V182H214L212 183L211 181H209V177L207 176L206 179L208 180H203V184L205 189H207V191L209 192V199L205 201V205L206 207H195L192 205V200H190L189 198H186L184 203H182L180 206L176 207L174 206V204L170 201L169 205L170 207L167 208L168 210L166 211H157V213H159V216H155L154 218H158V219H163L165 222H177L180 223L181 225H184L186 227H190L193 228L194 230H204L203 225L206 227V229H215L214 231H216V236L214 238V241L212 240L213 238H209V240L207 239V241H213L215 242V240H218L217 237V233L218 236L221 238H219L220 240H218L219 242H226L229 240L228 237L232 236L229 234V229H227L224 226H221L220 224L218 225H212L211 227H208L210 225H208V223L205 224V222H201L198 219H195V215L193 214L194 211L198 212V211H202V209L205 211V216H207V218H214V221H219V217H227L229 215L230 210H228L230 207H232V209L234 210L235 208L238 209V211H243L246 209H248L249 207L251 209H253L252 211L250 209H248L249 211H246L245 213L249 214V218L250 216H253V214L255 215V218L250 219L254 224H250L248 226H246V230L248 231H252V236L258 240L261 239L262 240V245L261 247H257V256H252L249 255L250 252L252 251L251 247L249 246H245L243 244H241L240 249H235V251L233 250L234 247H226L225 249H223L221 252H219L216 257L211 261V264H264V215H261V212H263V209L259 207V197L257 195L258 192H255L253 190H250L245 184H240L238 183L237 179H235L234 175L232 174V172H228L227 173H220L219 174ZM230 178V179H228ZM47 179V177L45 178ZM60 180V182H59ZM72 180V181H71ZM71 181V182H69ZM76 183V184H75ZM60 186V187H59ZM65 186V187H63ZM71 186V187H70ZM78 186V187H77ZM68 188L67 190L64 188ZM63 188V190L61 191V189ZM77 190H74L76 189ZM106 188V183L105 181H101V183L98 186V189L102 190ZM246 188V190H245ZM197 187H195V185H190L188 186V188L185 189V194L188 193H196ZM243 189V190H242ZM66 190V191H65ZM69 190V191H68ZM148 190V191H147ZM198 190V189H197ZM66 192V193H65ZM77 192V193H76ZM61 193V194H60ZM239 193V194H238ZM69 194V196L67 195ZM46 195V196H45ZM254 195V196H253ZM58 196V199H57ZM63 196V197H62ZM65 196V197H64ZM256 196V197H255ZM69 197V198H68ZM135 197V195H134ZM225 197V198H224ZM246 197V198H245ZM63 198V200H62ZM68 201H67V199ZM240 198V199H239ZM254 198V199H253ZM258 199V200H257ZM51 200V201H50ZM61 200V201H60ZM232 200V201H231ZM58 201V203H57ZM67 201V202H66ZM221 201V202H220ZM69 202V203H68ZM230 202H231V206H230ZM235 202L236 204H233ZM53 203V204H52ZM68 203V204H67ZM238 203V204H237ZM240 203V204H239ZM210 204V205H209ZM234 206H233V205ZM242 204V205H241ZM246 206H244V205ZM257 204V206H256ZM40 205V207H39ZM239 205V206H238ZM42 206V207H41ZM240 206H244L245 208ZM256 206V208H255ZM56 209H55V208ZM67 207V208H66ZM39 208V209H38ZM54 208V209H53ZM37 209V210H36ZM49 209V210H48ZM53 209V210H52ZM62 209V210H61ZM256 209V210H255ZM262 209V210H261ZM48 210V211H47ZM154 211H156L157 209H153ZM197 210V211H196ZM228 210V211H227ZM67 211V212H65ZM251 211V212H250ZM48 212V213H46ZM60 212V213H59ZM183 212V213H182ZM187 212V213H186ZM226 212V213H225ZM258 212V214L256 215V213ZM12 213V212H11ZM40 213V215H39ZM51 215H50V214ZM162 213V214H161ZM177 213V214H176ZM180 213V214H179ZM251 213V214H250ZM15 217H19V212L18 211H14L13 212ZM44 214V215H42ZM179 214V215H178ZM213 214V216H212ZM37 215V216H36ZM39 215V216H38ZM55 215V216H54ZM60 215V216H58ZM134 217V223L136 222L137 225L139 224L140 227V221L138 220L139 218V214L138 213H133ZM163 215H165V217H163ZM173 215V216H172ZM185 215V216H184ZM189 215V216H188ZM223 215V216H222ZM260 215V221L259 218H257V216ZM64 216V217H63ZM182 216V217H181ZM36 217V218H35ZM41 217V218H38ZM48 217V218H47ZM262 218V219H261ZM48 219V220H47ZM63 219V220H62ZM195 219V221H194ZM31 220V221H30ZM35 220V221H34ZM38 220V221H37ZM46 220V221H45ZM54 220V221H53ZM256 220V221H255ZM258 220V221H257ZM53 221V222H52ZM63 221V222H62ZM45 222V223H44ZM56 222V223H55ZM236 222V223H235ZM234 223L237 224V220ZM32 223V224H31ZM39 223V224H38ZM53 223V224H52ZM55 223V224H54ZM62 223V224H60ZM258 223V224H257ZM200 224V225H199ZM260 224V225H259ZM31 225V226H30ZM52 225V226H51ZM146 225H148V222L146 223ZM25 226H30L31 229H26ZM32 226L35 228H32ZM70 226V225H68ZM195 226V227H194ZM252 226V227H251ZM19 227V228H18ZM41 227V228H40ZM58 227V228H57ZM61 227V228H60ZM63 227V228H62ZM201 227V228H200ZM214 227V228H213ZM216 227V228H215ZM52 228V229H51ZM20 229V230H19ZM26 229V230H25ZM46 229V231H45ZM49 229L51 231H49ZM225 229V231L223 230ZM261 229L263 231H261ZM55 230V231H54ZM60 230V232H59ZM219 230V232H218ZM64 231V232H63ZM21 232V233H20ZM36 232V233H35ZM52 232V233H50ZM222 232V233H221ZM19 233V234H18ZM55 235H54V234ZM11 234V235H10ZM22 234V235H21ZM35 234V237H34ZM42 234V236H41ZM49 234V235H48ZM51 234V235H50ZM67 234V235H66ZM226 234V235H225ZM257 234V235H256ZM16 235V236H15ZM19 235V237H18ZM230 235V236H227ZM8 236V237H7ZM27 236V237H26ZM29 236V237H28ZM50 236V237H49ZM52 236V237H51ZM46 237V239H45ZM228 238V240L225 239ZM51 238V239H50ZM53 238V239H52ZM58 238V239H57ZM217 238V239H216ZM231 238V237H230ZM233 240L236 237L232 236ZM26 239V240H24ZM34 239V240H33ZM45 239V241H44ZM211 239V240H210ZM19 240V241H18ZM31 240V241H30ZM37 242H36V241ZM58 240V241H57ZM66 240V241H65ZM226 240V241H225ZM52 241V243H51ZM217 241V242H218ZM238 241V240H237ZM39 242V243H38ZM50 242V243H49ZM216 242V243H217ZM218 242V243H219ZM240 242V241H238ZM24 243V244H23ZM30 243V244H29ZM34 243V244H33ZM48 243V244H47ZM61 243V244H60ZM112 244L116 245L117 243L115 242H111ZM21 244V245H20ZM58 244V246H57ZM60 244V245H59ZM71 246H69V245ZM32 245V246H31ZM37 245V246H36ZM240 244L237 243L236 246H239ZM73 246V247H72ZM104 246V248H103ZM16 247V248H15ZM32 247V248H31ZM66 247V249H65ZM72 249H71V248ZM77 247V248H76ZM136 247L137 250L139 248V246L137 245ZM61 248V250L59 249ZM101 248V249H100ZM232 248V249H231ZM99 249V250H98ZM107 249V251H106ZM116 251H119V247L115 248ZM149 249V248H148ZM155 251H153L151 254H144V256H142V259H140L137 262H129V264H175L173 261L168 260L165 257H161L159 255V252L161 251L160 248H154ZM228 249V250H227ZM3 250L2 248L0 249V251ZM32 250V251H31ZM37 250V251H36ZM40 250V251H39ZM45 250V251H44ZM74 250V251H73ZM97 250V251H96ZM226 250V252L224 253V251ZM230 250V251H229ZM239 252H238V251ZM44 251V252H43ZM53 251V252H52ZM93 251V252H92ZM95 251V252H94ZM100 251V253H99ZM247 254L244 255V258H242L243 256L240 255L239 253L242 252ZM250 251V252H249ZM263 251V252H262ZM34 252V253H33ZM37 252V253H36ZM46 252V254H45ZM56 252V253H55ZM81 252V253H80ZM104 252V253H103ZM111 254H109V253ZM230 252V253H229ZM234 252V253H232ZM237 252V253H236ZM261 252V254H259ZM26 253V254H25ZM55 253V254H54ZM61 253V254H60ZM76 253V255H75ZM95 253V254H94ZM156 253V254H155ZM178 254V251H173L170 254ZM190 253V254H189ZM37 254V255H36ZM54 254V255H53ZM73 254V255H72ZM94 254V256H93ZM148 254V255H147ZM22 255V256H21ZM36 255V256H35ZM52 255V256H51ZM99 257H98V256ZM116 255V257H120L121 255ZM146 255V256H145ZM182 256L185 257V262L184 264H198L191 255V252L187 251V252H182L181 254ZM46 256V257H45ZM54 256V257H53ZM58 256V257H57ZM81 256V257H80ZM187 256V258H186ZM224 256V257H223ZM262 256V257H261ZM21 257V258H20ZM38 257V258H37ZM61 257V258H60ZM102 257V258H101ZM148 257V258H147ZM222 257V258H221ZM238 257V259H237ZM240 257V258H239ZM246 257V258H245ZM250 257V258H249ZM44 258V259H42ZM52 258V259H51ZM92 258V260H91ZM110 258V259H109ZM224 258V259H223ZM248 258V259H247ZM253 258V259H252ZM258 258V260H257ZM22 259V260H21ZM58 259V261H57ZM80 259L81 262L80 263ZM87 259V260H86ZM107 259V260H106ZM190 259V260H189ZM226 259V260H225ZM246 259V260H244ZM261 259V260H260ZM48 262H47V261ZM53 260V261H52ZM85 260V261H84ZM94 260V261H93ZM105 260V261H104ZM109 260V261H108ZM222 260V261H221ZM239 260V261H238ZM248 260V261H247ZM26 261V262H25ZM44 261V262H43ZM46 261V262H45ZM96 261V262H95ZM144 261V262H143ZM149 261V262H148ZM155 261V262H154ZM221 263H220V262ZM224 261V262H223ZM148 262V263H147ZM159 262V263H158ZM247 262V263H246ZM84 263V264H85ZM123 264H128V263H123Z\"/></svg>","mask_w":264,"mask_h":264}]
</instances>
